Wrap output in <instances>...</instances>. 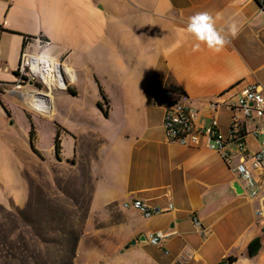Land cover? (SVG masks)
<instances>
[{"label": "crops", "instance_id": "1", "mask_svg": "<svg viewBox=\"0 0 264 264\" xmlns=\"http://www.w3.org/2000/svg\"><path fill=\"white\" fill-rule=\"evenodd\" d=\"M204 11L229 40L219 52L197 49L187 32L189 17ZM24 51L57 60L74 75L68 91L46 98L48 117L30 114L38 125L35 146L38 128L49 127L53 136L59 132L61 148L69 142L76 162L91 170L93 192L73 264H174L186 252L188 264L230 256L233 264L263 263L264 214H257L263 195L238 194L233 186L244 182L234 166L206 147L168 142L162 126L165 90L186 94L205 123L211 100L234 101L252 85L264 92V11L256 1L0 0L1 118H9L8 93ZM216 116L229 136L230 107H219ZM242 122L252 155L264 142L255 134L264 119ZM255 178L264 184V162ZM133 199L173 209L145 218L123 208ZM157 233L159 246L145 240ZM256 238L261 248L250 258Z\"/></svg>", "mask_w": 264, "mask_h": 264}, {"label": "rangeland", "instance_id": "2", "mask_svg": "<svg viewBox=\"0 0 264 264\" xmlns=\"http://www.w3.org/2000/svg\"><path fill=\"white\" fill-rule=\"evenodd\" d=\"M35 91L45 92L36 84L11 88L10 117H0V250L7 256L11 247L27 245L35 257L30 264H67L88 213L93 177L87 162H76L69 142H63L56 157L49 127L38 128L39 155L32 151L29 133L32 123L38 125L30 114L44 119L50 109L31 104ZM4 259L0 264H19Z\"/></svg>", "mask_w": 264, "mask_h": 264}, {"label": "built area", "instance_id": "3", "mask_svg": "<svg viewBox=\"0 0 264 264\" xmlns=\"http://www.w3.org/2000/svg\"><path fill=\"white\" fill-rule=\"evenodd\" d=\"M254 1L264 11V0ZM69 70L57 60L24 51L15 85L18 88L31 87L29 82L34 81L38 87L45 90V95L50 96L56 91L69 90V85L74 80V75H70ZM163 97L169 98L162 123L167 141L185 147H206L219 153L228 166H234L239 180L244 182L242 186L244 193H247L250 199L261 194L264 198V184H259L255 178L256 170L263 166L264 142L258 152L246 155L245 130L242 122V118L264 119V92L258 86L252 85L243 90L234 101L232 97L222 101L211 100L208 103L211 115L207 123L201 118L199 110L190 103L186 94L165 90ZM221 106H228L232 111L229 136H225L219 129L216 113ZM255 134L264 135V127L257 128ZM233 156L237 157L236 162L233 161ZM123 208L136 210L143 217L151 218L172 210L173 205L170 204L168 208L151 207L143 200L133 199L124 202ZM257 214H264V206ZM194 222L200 228V223L196 220ZM204 233L207 234L206 231ZM162 238L161 233H157L151 235L148 242L159 246ZM190 259L191 254L186 252L176 258L174 264H188Z\"/></svg>", "mask_w": 264, "mask_h": 264}, {"label": "clouds", "instance_id": "4", "mask_svg": "<svg viewBox=\"0 0 264 264\" xmlns=\"http://www.w3.org/2000/svg\"><path fill=\"white\" fill-rule=\"evenodd\" d=\"M228 31L235 38L238 35L239 28L235 22H232L228 26ZM187 32L199 42L196 45L197 49L200 44H203L209 50L219 52L229 43V40L217 29L213 15L207 11L198 12L189 17Z\"/></svg>", "mask_w": 264, "mask_h": 264}, {"label": "trees", "instance_id": "5", "mask_svg": "<svg viewBox=\"0 0 264 264\" xmlns=\"http://www.w3.org/2000/svg\"><path fill=\"white\" fill-rule=\"evenodd\" d=\"M0 103L3 105V102L1 101V98H0ZM99 107L101 108L100 105H99ZM5 109H6V112L8 113V115L10 117V112L8 111L7 108H5ZM104 115L107 116V114L105 112H104ZM31 127L32 128H31V131L29 133L30 134L29 135L30 146H31L32 151L35 154L39 155V152L35 149V145H34L36 133H35V127H34L33 123L31 125ZM54 148H55L56 157L59 159L60 158L61 149H62L61 148L59 132H58V134L56 135V137L54 139ZM77 239L74 242L73 246L71 247V260L67 264H73V257L75 255V247H76ZM260 248H261L260 239L256 238L254 241H252L250 243V245L248 247V257L253 258V257L257 256ZM2 254H3V252H1V250H0V258L4 259V258H7V257H10V258H12L14 260H17L19 262V264H30L31 263L30 261L34 262V258H35L34 254L31 251V249L29 247H27V245H23V246H20L18 248L11 247L10 250L6 251L5 255H7V256H4ZM4 260H6V259H4ZM236 261H237L236 257L230 256V257L222 260L219 264H233ZM6 262L9 263L8 261H6ZM2 263L5 264L4 262H2ZM13 264H14V262H13Z\"/></svg>", "mask_w": 264, "mask_h": 264}, {"label": "bare ground", "instance_id": "6", "mask_svg": "<svg viewBox=\"0 0 264 264\" xmlns=\"http://www.w3.org/2000/svg\"><path fill=\"white\" fill-rule=\"evenodd\" d=\"M71 75V74H70ZM33 94V92H31ZM47 97H49L48 95H45L44 93H39V92H34V94L31 96V104L32 105H40V106H44V108H46L49 105V101H47L48 99H46ZM39 107H37L38 111H41V109H38ZM35 109V107H34Z\"/></svg>", "mask_w": 264, "mask_h": 264}, {"label": "water", "instance_id": "7", "mask_svg": "<svg viewBox=\"0 0 264 264\" xmlns=\"http://www.w3.org/2000/svg\"><path fill=\"white\" fill-rule=\"evenodd\" d=\"M29 85L33 87V86L35 85V82H34V81H30V82H29ZM233 187H234L235 191H236L238 194H243V193H244V190L242 189V187H241V185H240L239 182H236V183L234 184ZM145 240L148 241L147 238H145ZM133 244H135V242H133Z\"/></svg>", "mask_w": 264, "mask_h": 264}]
</instances>
